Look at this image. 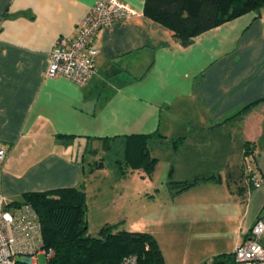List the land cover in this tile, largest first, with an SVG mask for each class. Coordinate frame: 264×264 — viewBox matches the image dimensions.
<instances>
[{
  "label": "crops",
  "instance_id": "obj_1",
  "mask_svg": "<svg viewBox=\"0 0 264 264\" xmlns=\"http://www.w3.org/2000/svg\"><path fill=\"white\" fill-rule=\"evenodd\" d=\"M121 1L136 13L97 32L93 72L78 86L62 76L46 77L45 71L56 39L74 36L95 0H0V146L6 151L0 196L12 201L23 192L83 186L85 167L78 155L83 143L158 132L164 137L152 148L181 139L175 148L167 147L171 177L182 170L184 176L173 177L220 176L219 182H200L176 193L173 198L209 188L177 207L176 220L192 217L194 209L206 211L217 185L220 201L213 218L221 219L223 234L210 246L216 254L232 252L254 220L264 216V150L263 155L254 151L260 119L251 114L264 103V6L182 46L168 28L142 14L144 0ZM252 102L245 114H236ZM241 124L246 127L242 142L254 145L252 167L260 179L254 190L234 189L224 178L226 167L242 178L237 169L243 164L242 142H232ZM58 135H72V142ZM229 149L234 159L225 163L222 156ZM131 173L143 174L136 169L125 175ZM140 194L137 190L134 196ZM109 221L103 223L121 220ZM155 239L165 264H199L214 256L206 258L200 248L181 255Z\"/></svg>",
  "mask_w": 264,
  "mask_h": 264
},
{
  "label": "trees",
  "instance_id": "obj_2",
  "mask_svg": "<svg viewBox=\"0 0 264 264\" xmlns=\"http://www.w3.org/2000/svg\"><path fill=\"white\" fill-rule=\"evenodd\" d=\"M263 6L264 0H144L142 14L168 28L176 41L186 46L198 34L246 12H259ZM255 102L245 105L236 114H245ZM71 136L58 135L68 143L72 142ZM163 137L154 132L103 138L100 141L104 143L105 158L87 163V172L104 167L103 159L107 167L114 170L116 177L136 169L149 174L157 161L149 148ZM180 141V138L172 140L171 148H175ZM253 146L252 142H242V158L252 155ZM84 152L82 150L79 158L82 164ZM89 152L94 153V150ZM234 169L226 167L224 178L229 185L242 191L254 187L250 178L255 173L258 175L255 167L247 168L252 174V177H246L247 183L233 176ZM237 169L243 173L244 169ZM209 180L219 182L220 176L198 173L190 178L168 180L166 185L173 195ZM21 203H28L34 209L41 225L43 247L52 249L53 254L47 264H119L125 255L135 256L137 264H165L153 235L146 231L122 229L119 226L121 221L104 223L97 235L89 236L86 233V201L82 185L23 192L18 200L6 202L8 206ZM232 261L233 252H223L199 264H230Z\"/></svg>",
  "mask_w": 264,
  "mask_h": 264
},
{
  "label": "rangeland",
  "instance_id": "obj_3",
  "mask_svg": "<svg viewBox=\"0 0 264 264\" xmlns=\"http://www.w3.org/2000/svg\"><path fill=\"white\" fill-rule=\"evenodd\" d=\"M251 114L260 119L257 125V129L259 128L260 131L257 137V146H255L254 151H257V154L260 153V155H263L264 103L255 105ZM241 126L242 128L240 129L234 128L232 142H238L240 140L238 142L240 143L243 140L241 137L245 138L246 134L244 131L246 127H244V124H241ZM103 144L104 143L101 141H87L83 143L84 149L82 148L83 151H86L84 152L83 161L85 172L82 190L84 191L87 205L85 214L87 225L86 233L89 236L97 235L98 229L104 224V221L121 220L119 225L120 228H130L138 231L145 230L151 234L153 232L155 234H152L154 238L157 236L160 240H163L167 246L181 255H185L186 252L191 249L197 250L199 248L203 251L206 258H209L213 254L216 255L218 251H215L214 248L212 249L210 245L213 244L214 239L218 238L219 234H223L221 219L213 218L215 211L218 209L217 200L220 201L219 188L217 185L213 187L215 200L211 205L206 206V209L208 208L206 211L202 209L195 211L194 209V215H191L192 217L176 220L177 215L174 216L173 211L177 207L187 202L189 199L192 201L194 196H197L200 192L207 191L209 188L207 186H199L195 188L193 192H190V194L178 198H173L176 194L172 196L167 192L166 181L175 180L176 178L173 177L174 175H185L182 170L177 171L178 173L174 172V175L172 174L171 177L169 165L172 161V157L171 151L167 148L168 146L170 148L171 144L166 143L165 147L164 145H158L153 148L152 145L150 146L149 149L151 150V154H155V156L158 157V161H156L153 170L149 174L143 172L141 177L137 173L127 174L124 177H116L114 172L107 167L103 159H101L104 163L102 169H94L91 172H87V163L92 164L93 160L99 161L100 157L105 158V151L104 148H102V146H104ZM89 150H94V153L89 152ZM240 150L242 149L240 148ZM233 154L234 151L232 153L229 149L223 154L222 159L225 163H228L231 157L234 159ZM78 155L80 158L81 153ZM252 157L253 154L242 158V169L244 170L241 176L242 179L245 180V183L248 182L246 177H252V174H250L251 172L247 171L248 167L254 165ZM232 174L234 177L236 176V173ZM180 179H184V177H180L176 180ZM250 179L253 180L252 178ZM258 186L252 188V190L257 189ZM262 188L263 186L261 183V189ZM137 190L140 191V196H134ZM146 193H155V195L153 198H150L146 196ZM19 198H21V194L18 199ZM116 204L120 206L119 210H122V215L118 214L120 211L117 210ZM130 222H133V224L130 225ZM191 254L192 251L190 255ZM36 259L38 264H45V257L43 254H37Z\"/></svg>",
  "mask_w": 264,
  "mask_h": 264
},
{
  "label": "built area",
  "instance_id": "obj_4",
  "mask_svg": "<svg viewBox=\"0 0 264 264\" xmlns=\"http://www.w3.org/2000/svg\"><path fill=\"white\" fill-rule=\"evenodd\" d=\"M135 10L121 0H95L79 22L71 38L59 37L49 52L45 76H62L78 86L85 85L92 72V59L97 53V32L111 22L134 15ZM0 146V161L5 156ZM255 177V178H254ZM253 186L260 184L252 177ZM0 196V264H38L36 255L43 254L45 264L51 248L43 247L41 225L28 203L8 206ZM230 264H264V216L257 217L244 239L233 249ZM119 264H137L133 255L123 256Z\"/></svg>",
  "mask_w": 264,
  "mask_h": 264
}]
</instances>
